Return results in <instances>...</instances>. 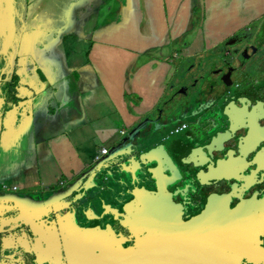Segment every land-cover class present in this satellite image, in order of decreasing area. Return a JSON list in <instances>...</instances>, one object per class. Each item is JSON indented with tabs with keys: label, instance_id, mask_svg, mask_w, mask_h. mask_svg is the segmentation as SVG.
Returning <instances> with one entry per match:
<instances>
[{
	"label": "flooded vegetation",
	"instance_id": "1",
	"mask_svg": "<svg viewBox=\"0 0 264 264\" xmlns=\"http://www.w3.org/2000/svg\"><path fill=\"white\" fill-rule=\"evenodd\" d=\"M40 5L0 0V114L42 79ZM198 52V95L173 75L151 106L162 118L142 133L144 186L123 187L113 170L88 181L84 167L66 181L69 198L48 199L53 186L10 185L21 170L0 167V264H264V17ZM218 56L223 66L205 63Z\"/></svg>",
	"mask_w": 264,
	"mask_h": 264
},
{
	"label": "crops",
	"instance_id": "2",
	"mask_svg": "<svg viewBox=\"0 0 264 264\" xmlns=\"http://www.w3.org/2000/svg\"><path fill=\"white\" fill-rule=\"evenodd\" d=\"M61 1L89 21L88 34H71V42L58 44V57L53 54L46 63L50 85L34 104L35 97L21 87L31 97L20 105L30 111L37 106L32 128L24 108L20 124L12 117L3 134L0 167L7 175L13 167L21 170L19 179L10 175L6 183L27 190L58 186L79 173L99 148L133 123L135 107L149 108L162 95L180 59L197 57L264 17V0ZM95 1L98 8L91 6ZM135 95L142 104L131 103ZM24 132L34 137L23 147L19 136ZM87 148L90 154L84 155Z\"/></svg>",
	"mask_w": 264,
	"mask_h": 264
},
{
	"label": "water",
	"instance_id": "3",
	"mask_svg": "<svg viewBox=\"0 0 264 264\" xmlns=\"http://www.w3.org/2000/svg\"><path fill=\"white\" fill-rule=\"evenodd\" d=\"M224 57L225 56L213 57L210 58L205 63L207 65L213 63L216 66H223L224 65L223 63L225 62ZM182 60L193 61V62L192 65L188 68V70L181 73L182 65L184 64ZM182 60L180 59V61H178V68L176 72H174V75H176L177 81L179 82H184L187 81L188 79L195 80V83L191 86L192 87L191 91L194 94L198 95V82H197L198 56L184 57ZM41 72H42V77L45 78V80L39 78V81L36 84L37 86L31 84L28 81L23 84L25 86V89H27L28 92L31 93L33 97H35L32 100L33 104L41 94H44L48 90V86L50 85L48 74L46 72H43L42 68H41ZM14 91L17 92L18 94L17 95L13 94L9 98V103L7 104L6 111L4 112V114H0V118L3 116L0 123L8 131L11 121L10 119H12V117L13 118L15 117V124L18 126L20 124V118H21L20 113H23L24 112L23 109L26 108L25 111H27V113L25 115L26 116L30 115V118H32L31 119L32 122L30 124L31 125L30 127L32 128L34 118L38 116V110L36 108L37 106L31 107L30 108L31 111L27 108L26 104L21 106L20 104L25 102V100H27L31 96H26V95L24 96L22 91L18 89H15ZM133 117H135V120L129 126V129L125 134L120 136H112L109 139V142L106 144L107 149L105 154H101L100 153L101 148H99L96 152L97 155L95 158L91 159L89 163H85V162L83 163L85 164L86 170L82 173L80 178L82 179L86 178L88 181L90 180L93 182L100 181V179H97L99 176L105 174L107 175L108 170L109 171L113 170V177L116 180L120 178H124L125 181H122L121 183L123 187L138 188L148 183L150 172L147 168L148 166V163L146 161L147 157L144 153L147 149V145L149 144L150 139H147L148 136L144 137L142 133L143 131L149 129L152 124L161 120L162 116L157 117V119H155V112L154 110H152L142 115L135 112V115ZM26 133L27 132H24L21 136H19V142H21L23 147L24 145L27 144L28 133L27 134ZM141 139L145 140V142L140 146H136V142L140 141ZM3 140H4V135L2 134L0 138L1 151H2ZM125 149H128V151L126 150L125 152ZM83 154L89 155L90 154L89 149L87 148L83 152ZM133 162L139 165L138 169H133ZM65 183H63V185H60L58 187L53 186L48 188L49 193L52 194L50 197H48V199L51 198L52 196H62L65 199L69 198L68 193L70 191L69 190L70 186L68 185V183L66 184ZM78 189L83 190L84 192H88L93 188H88V187L86 188L80 185ZM18 195L22 199L26 197L24 193H20ZM77 204L79 205L80 203L77 202Z\"/></svg>",
	"mask_w": 264,
	"mask_h": 264
},
{
	"label": "rangeland",
	"instance_id": "4",
	"mask_svg": "<svg viewBox=\"0 0 264 264\" xmlns=\"http://www.w3.org/2000/svg\"><path fill=\"white\" fill-rule=\"evenodd\" d=\"M62 2L64 1L57 0L55 4L51 5L48 3V0H42V5H40V12L44 15L47 13H50L51 15L49 18L43 16L44 19L35 20L37 22V25L39 24V29L37 34L33 36L31 41H37L34 46V50L37 56L41 58V62L39 63L43 68V72L46 73L47 71H49V68H46L47 59L53 54L56 58L58 57L55 49H59L60 45L58 44L60 42L65 40L67 42H71V40L73 39V36L71 34L82 37L87 36L88 34L87 26L89 21H86V18L83 19L84 16L81 15L80 11H77L75 13L70 12L69 5L71 6V4L67 5ZM57 3L59 5H57ZM91 6H93V8H98V1H95ZM72 15L77 16L74 21L73 19H71ZM44 28H49L46 30V33L44 32ZM49 73L51 72L49 71ZM140 100V96L135 95L131 103L136 105L142 104L143 102H140ZM161 106L163 105L161 104ZM135 110L138 114L142 115L155 110V107L145 108L142 110H140L139 107H135ZM37 118L38 117L36 116V119ZM116 135L120 136L123 134L118 133ZM90 150L92 151L93 148L90 147Z\"/></svg>",
	"mask_w": 264,
	"mask_h": 264
},
{
	"label": "built area",
	"instance_id": "5",
	"mask_svg": "<svg viewBox=\"0 0 264 264\" xmlns=\"http://www.w3.org/2000/svg\"><path fill=\"white\" fill-rule=\"evenodd\" d=\"M178 128H180V126H178V127L175 129V131H176ZM121 133H123V132L121 131ZM100 153H101V154H105L106 151L102 148V149L100 150ZM12 189L15 190L14 187H12Z\"/></svg>",
	"mask_w": 264,
	"mask_h": 264
}]
</instances>
